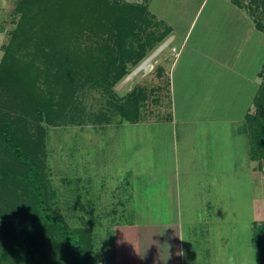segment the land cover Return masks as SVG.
Returning a JSON list of instances; mask_svg holds the SVG:
<instances>
[{"label":"rangeland","instance_id":"obj_1","mask_svg":"<svg viewBox=\"0 0 264 264\" xmlns=\"http://www.w3.org/2000/svg\"><path fill=\"white\" fill-rule=\"evenodd\" d=\"M17 1L18 0H0V65L5 52L4 47L10 40V32L12 33L16 30L20 22V13L15 12ZM55 1H58V4L60 3L64 8L70 7L69 2H73V0ZM76 1L78 5L84 0ZM88 1V8L83 9L84 7L80 5L75 8L76 10L70 11L69 23H58V29H55V31H59L60 29L64 37L61 39L52 38L53 43L51 45L47 44L49 41H47V39L45 40V36L42 39L35 38L34 41L36 44H32L25 50H22L25 51L26 54L20 52L15 55V57L12 56V59L11 53L7 51L9 54L8 60L11 61V64H16L20 61L21 67L19 65H12L11 68L8 64L6 66V69H9V71H13V69L20 71L23 76L30 73V75L24 77L28 79L33 76L31 75L33 74V69L40 68L41 71L43 70L45 73H48L50 70L54 71L55 68L61 67V61L58 60L54 64V67H52L53 69L48 68L52 64L50 61L53 59V57L51 58L52 49L55 50L57 47L66 48L71 50V52H73V49H78L82 50V53H84V60H79L77 64H75V62H70L71 64L68 63L69 70L66 71V74L67 72L70 73L74 80L68 82L64 87H62L64 84L60 83L58 87H55L58 89V93L66 95L62 102L58 101L55 104L54 113L46 115L48 119L44 118L43 121H39L36 118L35 106L38 103H35V101L36 98L40 99L36 94H30L29 96L26 95L20 98L13 96L12 100L9 102L13 109L11 113L13 117V119H11V124L15 125L17 129L11 131L15 138L14 140L19 148L21 150L23 149L25 156L32 157L31 159H36V161L43 163V173L47 175V183H49L51 189L56 193V197L53 199L51 198L50 203L59 214L66 219V222L74 228L83 226L88 227L89 207L87 203L91 200L94 201L93 195H95V193L96 196L100 195L101 197L94 201L96 205L97 203L99 204L95 208H98L100 212H108L112 208L110 205V202L113 200V198L110 197L112 193L110 188L112 185L117 183L126 184L129 182L128 193L129 196H132V189L138 184L137 179L141 180L143 178V181L152 182L156 180L154 177H157L158 173L169 172L170 169H173L171 154L173 153V143L168 140L171 133L155 132L158 127L151 125L128 126L125 127L123 134L119 132V134L117 133L113 136V139H108L107 137L111 132H108L109 129L104 131V129L100 127L104 125L107 126L108 124L129 122L125 117L129 115L128 105L130 103L135 107L133 114L135 110L137 111V105L144 107L146 105L147 109L145 113H143V116L150 117L147 113L153 109L154 105H156L155 99L159 97V94L152 90L153 87H155L153 86V80L156 79V77L152 69L149 71H139L137 73L135 70L156 48L161 46L167 39L171 29L163 20L155 17L151 12H149L150 16L147 20L149 21L147 24L144 23L146 17L142 14L140 16H133V20H136V31L129 33L127 38L131 39L136 35L140 37L139 40L136 39L133 43L134 48H136V46L138 47V45L143 42L141 37H145L146 33L150 35L152 39L149 45V47H151L145 59L143 58L136 64L127 63V74L116 81L114 76L117 74V67L107 64V57L105 55L107 51L104 52V54H101V51L103 53L108 45L112 46L114 43V39L108 42V38L111 35L110 27L119 19V16L114 13L110 14L111 12L109 13L107 8L103 7L105 0ZM109 1L140 4L139 0ZM234 1H237L240 6H243L246 12H248L249 17L254 20L258 30L264 35V0ZM143 4H146V2ZM222 5L223 3L219 0H209L204 10L203 18H201L200 21L204 22V17L210 16V18L213 17L214 20L218 22V12H214L213 10L215 7H221ZM114 32L115 31H111V33ZM199 33L200 22H198L191 34L190 43H193L195 40L216 42L213 36L216 34V31H213L212 34L210 33L211 36H209L210 34L204 33L200 35ZM236 34L239 37L248 36L247 28L241 29L240 32ZM250 36L251 44L248 46L247 41L245 51L249 52L250 62L247 75L250 76L249 85L252 86L251 77L257 76L261 71L260 67L262 66L261 63L264 58V37L257 31L255 32V30ZM129 46L130 43L128 42L124 47L129 48ZM92 51L94 55L90 54ZM167 52L169 51L161 50L160 53L166 57ZM72 54L78 56L80 53L73 52ZM162 55L161 57L164 59ZM164 61L166 60L164 59ZM106 67L109 68V71L106 70ZM2 71L4 72V70ZM22 75H19V77ZM217 75L220 77L217 78V80L223 84L225 80L224 73L217 70ZM34 77L35 76L32 78ZM260 78L257 79V83L259 84L258 87L262 82ZM62 81H65V79H62ZM176 82L178 87L177 91L180 88L183 89L186 87L185 84L180 86L182 85L180 83L182 82V78L179 76L176 77ZM220 82L217 84H220ZM193 84L195 83L193 82ZM245 84L248 85V83ZM238 88L240 90L238 95H233L231 93L233 97L240 95L238 101L235 102L236 108L237 105L241 107L246 104L247 100H251L252 97L251 91L250 93H246V87L243 88L242 86ZM242 88V94L245 93V95L241 94ZM218 89L220 91L225 90V88ZM195 96L202 99L203 94L190 95V98H195ZM47 97H49V93H47ZM181 97L182 95L179 90L177 98L180 99ZM45 99L47 100V98ZM5 102V100L0 101V103L3 104ZM227 105H230V103H225V101H223L214 108L213 104L207 105L200 101L193 102L190 100V109L187 115L194 123H198L200 120H206L200 123L201 125L196 128L204 129L206 132L212 129L215 130V133H218L220 126H211L209 122L223 120V116L229 111L227 110ZM237 111L238 110L231 111V115H233V119L235 120L236 116L239 115ZM12 128L14 129V126H12ZM235 128L239 129V127ZM227 129H229V127H227ZM190 138L192 140L190 146L188 144V147L190 149H195L197 154L202 148V144H204L205 147L209 145V140L207 138L203 142L201 140L202 138L196 139L195 132L191 134ZM241 146L244 149L243 153H231V155L224 153V166H234L237 163L244 166L248 165V159H246L248 157L247 145L241 144ZM104 152L120 153L118 158H111V161H115V163L111 167H106L104 169L105 173L96 175H88L79 172L74 173L72 168V153ZM199 153H202V151ZM14 155L15 154L11 153V164L14 162ZM198 161L199 159L197 158V162ZM116 163L117 166L115 167ZM14 164L16 163L14 162ZM255 165H257V163H255ZM15 168L16 167L11 166L12 171ZM17 168L18 170L23 169L22 166H18ZM224 170L226 173L222 175L224 177L223 189H218L221 196L220 198H222L224 202L222 208L210 207L206 209L205 207L203 209L202 205H197V203H195L199 201V199L185 190L180 193L181 205L177 206L176 215H196L197 217L198 215L209 213V210L212 208H218V214H222L223 220H225V230L231 231L236 235V237L233 235V239L230 241L232 246H234L235 243L237 244V249H234L235 251H239V253L235 255L239 257L241 252H243L242 255H245L250 261V255L252 258L256 257V264H259L258 251L251 242L254 223H261L264 221V160L262 161L261 168L257 167L253 183L250 179L249 188L247 187L248 183L242 180V178L248 179L249 176L245 177L239 174H230L227 173V169ZM109 171L114 172L109 173ZM182 178L183 180H189V177L186 176ZM194 178H196L195 175ZM190 182L193 181L190 180ZM101 185L103 187L102 189H100ZM157 193V191L152 192L146 190V196H144L143 202L132 207V209L135 210V215H137V222H152L153 218L151 211L153 206L150 204V201L152 200L151 196ZM77 195L80 196L79 199ZM102 199L106 204L100 201ZM78 200L81 203L80 206L78 205ZM188 201L194 204H187L186 202ZM163 208H167V206ZM225 239L226 237L224 241ZM240 261H243V259Z\"/></svg>","mask_w":264,"mask_h":264},{"label":"crops","instance_id":"obj_2","mask_svg":"<svg viewBox=\"0 0 264 264\" xmlns=\"http://www.w3.org/2000/svg\"><path fill=\"white\" fill-rule=\"evenodd\" d=\"M208 1L139 0L140 3L146 2L148 10L155 17L163 20L171 29L167 39L152 52V72L156 77L153 80L155 87L152 90L157 92L159 97L155 99L156 105L147 113L150 117L143 116L147 109L145 105L140 108L139 117L131 123L106 124L107 126L100 127L104 131L109 129L108 132L111 133L108 139H113V136L119 132L123 134L125 127L128 126L151 125L158 127L155 132L171 133L168 140L173 143V153H171L173 169L169 172L158 173V176L154 177L156 180L152 182L143 181V178L137 179L138 184L132 189V196L128 193L129 182L112 185L110 188L112 190L110 197L113 198L110 202L112 208L108 212H100L98 208H95L99 204L96 205L94 201L101 197L96 196V193L93 195L94 201L87 203L89 207L88 227L93 236V251L89 264L257 263L256 257L252 258L250 255L251 262L245 255H242L243 252L239 257L235 255L239 253L235 251L237 244L235 243L234 246L230 244L234 233L225 230V220L222 214H218V208H212L211 212L209 210V213L197 217L196 215H176L177 206L181 205V192L186 190L189 194L195 195L200 201L195 203L202 205L203 209L205 207L206 209L222 208L224 202L220 198L218 189H223L224 177L222 175L226 173L224 169H227V173L230 174L249 176L248 179L242 178L248 183V188L250 179L253 183L257 171L256 162L250 158L249 152L246 166L240 163L234 166H224L223 162L224 153L229 155L243 153L244 149L241 144L247 145L248 149L246 119L249 114L255 112L254 98L256 90L259 89L257 79L260 78V73L264 68V58L260 67L261 71L257 76L251 77L252 86H250V76L247 75L250 62L249 52L245 49L247 41L248 46L251 44L250 35L254 30L261 36L264 37V35L258 30L254 20L249 17L243 6L234 0H219L223 5L213 10L218 12V22L210 16L204 17V22H201L200 19L203 18ZM198 22H200V35L204 33L209 35L216 31L213 35L216 42L195 40L190 43L191 34ZM245 28H247L248 36L245 34L246 36L239 37L236 33ZM161 50L169 51L166 57L160 53ZM217 70L224 73L223 84L217 80L220 78ZM177 76L182 78L180 86L186 85L183 89H179L182 95L180 99L177 98L179 93ZM218 82L220 84H217ZM242 86L246 87V93L251 91L252 97L243 106L237 105V109L235 102L238 101L240 95L233 97L231 93L238 95L240 92L238 87ZM218 88H225V90L220 91ZM199 94H203L202 99L198 96L190 98V95ZM190 100L200 101L207 105L213 104L214 108L223 101L230 103L227 105L229 111L225 113L223 120L209 122L211 126H220L218 133L212 129L206 132L204 129L196 128L206 120L194 123L189 119L187 112L190 109ZM232 110H238L239 115L236 116V120L231 115ZM194 132L196 139L202 138V142L206 138L209 140V145L205 147L202 144L198 154L195 149L188 147L192 140L191 134ZM201 151L202 153H199ZM105 152L72 153L74 173L88 175L105 173L104 169L115 163L111 161V158L120 156V153ZM114 171H109V173ZM185 176L189 177V180H183L182 177ZM102 188L101 185L100 189ZM146 190L158 192L151 196L150 201L153 206L151 211L153 219L151 223H139L132 207L143 202ZM77 197L80 198L78 195ZM100 201L106 204L103 199ZM186 203L194 204L191 201ZM80 204L78 200V205ZM165 206L167 208H163ZM241 259L243 261H240ZM258 260L260 264V259Z\"/></svg>","mask_w":264,"mask_h":264},{"label":"trees","instance_id":"obj_3","mask_svg":"<svg viewBox=\"0 0 264 264\" xmlns=\"http://www.w3.org/2000/svg\"><path fill=\"white\" fill-rule=\"evenodd\" d=\"M60 5L55 0H18L15 12L20 13L21 23H18L16 30L10 32L9 43L4 47L0 65V101H6L4 104L0 103V264H89L93 251L91 229L87 226L71 227L51 205V198L56 197V193L47 183L43 163L25 156L11 132L16 129V126L11 124L13 109L9 103L13 96L20 98L36 94L40 97L35 101L38 103L35 113L36 118L43 121L47 118L46 115L54 113L55 104L62 102L66 95L58 93L55 87H58L59 83L64 84V87L74 80L70 73L66 74L69 70L68 63L77 64L79 60H84L82 50H72L74 53H80L77 56L72 54L71 50L57 47L52 49V64L48 67L53 69L54 64L60 60L61 67L55 68L54 71L45 73L40 68L33 69L31 75L35 77L25 79L30 73L23 76L20 71L6 69L7 64L9 67L20 66V61L11 64L7 51L11 53L12 59V56L15 57L20 52L26 54L22 50L36 44L35 38L42 39L45 36V40L49 41L48 45L53 43L52 38L61 39L64 37L62 31H55L58 29V23H69L70 11L76 10L80 5L83 9L88 8L89 1L84 0L77 5V1L73 0L72 3L69 2L68 8ZM103 7L107 8L110 14L119 16L110 27L108 42L114 39V43L112 46L108 45L103 53L101 51V54L107 51V64L117 67V74L114 76L117 81L127 74V63L136 64L147 57L152 40L150 35L145 33V37H141L143 42L136 48L133 43L140 37L136 35L128 39L127 35L136 31V20H133V16L142 14L146 17L144 23L147 24L150 11L146 4L123 1L105 0ZM128 42L130 46L125 48ZM90 54H93V51ZM106 68L109 71V68ZM260 77L262 82L254 98L255 112L247 116L245 126L249 156L257 163L258 168H261L264 160V68ZM128 106L129 115L125 119L133 122L139 117L142 106L137 105L134 114V105L130 103ZM11 153L15 154L16 164H11ZM11 166L16 168L12 171ZM18 166L23 169L18 170ZM252 229V243L258 251L260 264H264V221L255 222Z\"/></svg>","mask_w":264,"mask_h":264},{"label":"bare ground","instance_id":"obj_4","mask_svg":"<svg viewBox=\"0 0 264 264\" xmlns=\"http://www.w3.org/2000/svg\"><path fill=\"white\" fill-rule=\"evenodd\" d=\"M152 59H153V54H151L149 57H147L140 65L139 67L135 70V72L139 71H149L152 69Z\"/></svg>","mask_w":264,"mask_h":264}]
</instances>
